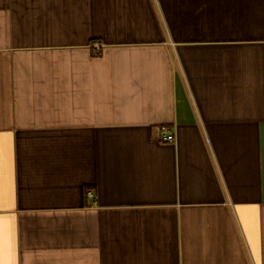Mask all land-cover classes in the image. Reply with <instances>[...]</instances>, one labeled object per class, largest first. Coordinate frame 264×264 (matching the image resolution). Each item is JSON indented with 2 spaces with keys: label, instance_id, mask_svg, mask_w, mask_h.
Listing matches in <instances>:
<instances>
[{
  "label": "crops",
  "instance_id": "crops-1",
  "mask_svg": "<svg viewBox=\"0 0 264 264\" xmlns=\"http://www.w3.org/2000/svg\"><path fill=\"white\" fill-rule=\"evenodd\" d=\"M0 264H264V0H0Z\"/></svg>",
  "mask_w": 264,
  "mask_h": 264
},
{
  "label": "built area",
  "instance_id": "built-area-1",
  "mask_svg": "<svg viewBox=\"0 0 264 264\" xmlns=\"http://www.w3.org/2000/svg\"><path fill=\"white\" fill-rule=\"evenodd\" d=\"M162 140H164V141H173L174 140V135L173 134H167L164 131L163 135H162Z\"/></svg>",
  "mask_w": 264,
  "mask_h": 264
},
{
  "label": "trees",
  "instance_id": "trees-1",
  "mask_svg": "<svg viewBox=\"0 0 264 264\" xmlns=\"http://www.w3.org/2000/svg\"><path fill=\"white\" fill-rule=\"evenodd\" d=\"M93 55H94V56H98V55H100V52H95V51H94V52H93Z\"/></svg>",
  "mask_w": 264,
  "mask_h": 264
}]
</instances>
